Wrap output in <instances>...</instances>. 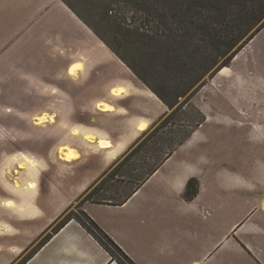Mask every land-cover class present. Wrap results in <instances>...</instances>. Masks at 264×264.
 <instances>
[{
  "label": "crops",
  "instance_id": "crops-1",
  "mask_svg": "<svg viewBox=\"0 0 264 264\" xmlns=\"http://www.w3.org/2000/svg\"><path fill=\"white\" fill-rule=\"evenodd\" d=\"M103 49L61 0H0V90L80 88L79 97L101 85L108 90L91 106L78 108L95 114L92 126L72 120L74 94L68 93L59 125L94 145L107 162L59 145L57 150L76 149L79 158L42 166L25 141L19 144L22 151L11 154L18 160L25 152L38 164L19 169L24 177L17 185L0 183V264H118L74 219L53 232L75 200L108 173L110 163L167 113V106L135 85L117 59L102 55ZM102 63L117 73L119 68L120 76L103 81L96 71ZM190 104L202 123L126 202L81 199L79 210L134 264H264V27L207 79ZM95 116L120 119L124 130L115 136L99 127ZM52 118L45 114L43 121L55 126ZM100 141L110 146L102 149ZM79 162L100 169L89 182L64 183L62 176ZM46 174L60 186L47 178L46 185L37 182ZM190 180L198 189L187 200Z\"/></svg>",
  "mask_w": 264,
  "mask_h": 264
},
{
  "label": "rangeland",
  "instance_id": "rangeland-1",
  "mask_svg": "<svg viewBox=\"0 0 264 264\" xmlns=\"http://www.w3.org/2000/svg\"><path fill=\"white\" fill-rule=\"evenodd\" d=\"M64 1L73 7L83 18L84 22L88 24L86 25L87 28L97 39H100L102 43L107 42L112 48V50L109 49L103 43L107 50L103 49L104 51L102 52V55L108 54L117 59L119 65L127 71L128 76L132 78L135 85L146 88L155 97L157 96L148 87L155 89L160 88L162 78H158L163 75L159 72H166L168 67L172 66L174 68L178 67L179 71L184 70L185 73L183 74L186 75L191 69H193V65L196 61L194 59L195 55L192 51H186L183 49L178 53H174L164 37V35L168 32L165 31L163 24L158 19V15L150 13L151 9L155 8L158 13L164 11L171 12V14H173L175 13V7L178 6L180 0ZM105 10H112L113 13H116L117 16L120 17L121 21H123V26L125 25V28H129V32H113L115 30L111 27L112 21L109 20L104 13ZM173 30L177 31V29L174 28ZM142 34L154 37V39L142 36ZM185 40L188 39L186 38ZM188 42L189 41H187V43ZM220 64L221 62L219 61L216 67ZM131 68H133L136 73ZM96 71L100 74L103 81L112 77L120 76L121 74L119 68L117 73L114 68H109L106 64H103L100 71L98 69H96ZM209 73L206 74L186 96L179 98L174 106L167 108V113L160 118V121L157 124L149 127V129L147 128L149 131L147 136L155 127L171 117L173 114L174 116H172V119L170 120L172 124L167 125V129L163 130L161 135L162 138L169 137L174 140H178L186 134L188 128L183 127L185 125H193L196 121H198L197 112L186 99L188 95L197 89L204 80L208 79ZM136 74H138L142 80L137 77ZM184 75L177 76L172 79L170 81L172 87H182L183 83L190 84L194 81V78L186 79V76ZM60 82L62 83L63 81L61 80ZM77 90H80V88H77ZM77 90H53L51 86H46L41 90H0V183L8 181L11 183L14 182L15 184L21 181L20 179L21 177H24V174H20L21 170L17 169L19 164L18 160H20V163L24 166H29L30 169L33 167L32 162H35L34 165L36 169L38 163L35 158L42 166L52 167L55 166V164L60 165V160L57 155V147L59 145L75 147L78 150L84 151L85 155L87 154V156H91L90 158L96 156L95 158H101L103 163L107 162L104 159L105 154H101V152L96 150L94 145L84 143L81 137H72L70 135L71 130H68L66 127L62 128L59 126L61 123L60 117L63 114V111L66 110L68 93L74 94L71 95L73 99H71V101L75 104V111L72 120L75 121V123L92 126L95 114L90 113V111L78 110V108L84 104V106H88L87 103L91 106L90 102L95 99H102L108 92L106 86L101 85V90H90L89 94L79 97L76 95ZM159 91L161 92L162 90ZM171 91L173 92V90H169V92ZM175 91L180 92L181 90ZM169 92H166L168 94L167 96L172 99V97H170L171 93ZM41 114H47V116L53 117L52 120L56 122L54 124L55 126H52L53 124H49V122L36 126L34 124L35 119L41 117L37 116ZM34 117L36 118L34 119ZM95 117H97L96 123L99 127L110 130L115 136L124 130L120 119L117 120L115 117ZM48 119L49 118H47V120ZM140 136L141 134L138 135V139ZM147 136L141 138L139 142L146 139ZM24 141L32 143L33 147L27 151L35 158L25 152H20L19 158L16 160L14 156H11V154L13 155L16 151H22L23 149H21L19 144H22ZM134 143L135 142H131L128 145V148L130 149V146ZM128 148L122 151L119 156L110 163V165H114V163L118 160L119 162L122 161V159H124V157H126L132 150H129ZM3 153H5V158L2 156ZM9 155L10 158L8 157ZM72 168L73 169L71 171H67V173L62 176L64 183L66 184L89 182L95 177V172L100 169L98 165L84 164L82 162L72 165ZM111 169L112 168H109L107 172L109 173ZM107 174L101 176L99 182L97 183L99 184L102 182L103 178H105ZM41 177H43L42 180H37V182H40L42 185H46L48 181L53 182V184L57 187L60 186L58 181L51 178L48 174ZM25 178L28 180V177ZM46 178L48 179L47 181ZM109 184L110 186H121V192H127L131 186L129 182H127V179H124V183ZM85 197L86 195L81 199L84 201ZM114 197L115 194L113 191L107 190L105 192H100L99 195L92 196V200L99 201L110 198L113 199ZM81 199L75 200L72 207L65 212L53 230L68 216L78 217L80 213L79 200ZM19 262L20 261L16 264Z\"/></svg>",
  "mask_w": 264,
  "mask_h": 264
},
{
  "label": "trees",
  "instance_id": "trees-1",
  "mask_svg": "<svg viewBox=\"0 0 264 264\" xmlns=\"http://www.w3.org/2000/svg\"><path fill=\"white\" fill-rule=\"evenodd\" d=\"M61 1L85 25H88L73 7L64 0ZM104 13L112 21L111 27L115 30L113 32H129V28L123 26V21L116 13H113L112 10H105ZM150 13L158 15L165 31L168 32L164 37L174 53L185 49L192 51L195 55L196 62L188 74L184 75L185 71H179L178 67L169 66L166 72H159L163 75L158 78H162L159 89L147 86L167 108L174 106L179 98L186 96L206 74L210 72L208 78H211L218 70L227 67L233 57L264 27V0H180L173 14L164 11L158 13L155 8L151 9ZM173 28L177 31H174ZM142 36L149 37L145 34ZM149 38L154 39V37ZM186 38L188 40H185ZM187 41L189 42L187 43ZM103 43L112 50L107 42ZM219 61L221 64L216 67ZM136 75L140 78L138 74ZM181 75L186 76V79L194 78V81L190 84L183 83L182 87H172L170 81ZM140 79L142 80V78ZM206 81L204 80L197 89L188 95L186 100L189 103L192 95ZM169 90H173V92H169ZM175 90L181 91L176 92ZM166 92L171 93L172 99L167 96ZM194 110L198 114V121L193 125H185L183 128H188V131L178 140L161 136L163 130L167 129V125L172 124L170 120L174 114L155 127L148 136V130L143 132L130 147L129 150L132 149L130 153L122 161H116V164L119 162L117 165L114 163L111 166V171L103 178L102 182L91 188L84 201H91L92 196L111 190L115 194L113 199L95 202L113 205H121L126 202L202 123L203 117L195 108ZM144 136L147 138L139 142ZM124 179H127L131 185L127 192H121V186H110L109 184L124 183ZM197 189V181L190 180L186 186L185 199H193L197 194ZM70 219L77 221L118 264H134L88 216L81 212L78 217L68 216L53 232L60 229ZM48 238L49 236L43 239L39 246Z\"/></svg>",
  "mask_w": 264,
  "mask_h": 264
},
{
  "label": "bare ground",
  "instance_id": "bare-ground-1",
  "mask_svg": "<svg viewBox=\"0 0 264 264\" xmlns=\"http://www.w3.org/2000/svg\"><path fill=\"white\" fill-rule=\"evenodd\" d=\"M113 92H114V90H113ZM98 109H100V108H98ZM101 109L102 110H108L109 108L107 106L102 105ZM43 117H45V114H43L41 117L35 119V125L36 126L44 124ZM144 128H145L144 125L140 126L141 130H144ZM87 138H88L89 141H92V139H93L92 136H89ZM98 144H99V147L102 148V149H106V148H108L110 146L109 143L102 142V141H100ZM57 154H58V158L61 161L66 162V163H70V162H72L74 160H77L79 158V156H80L79 152L76 149L65 147V146L59 147L58 150H57ZM23 168H24V165L22 163H19L18 166H17V169H23ZM15 184L17 185V183H15ZM6 205L9 206L10 204L7 203Z\"/></svg>",
  "mask_w": 264,
  "mask_h": 264
}]
</instances>
